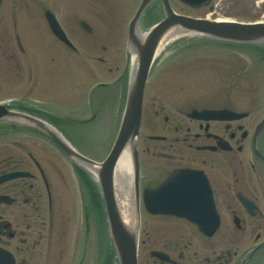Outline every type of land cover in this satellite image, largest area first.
<instances>
[{"label":"flooded vegetation","instance_id":"obj_1","mask_svg":"<svg viewBox=\"0 0 264 264\" xmlns=\"http://www.w3.org/2000/svg\"><path fill=\"white\" fill-rule=\"evenodd\" d=\"M174 1L169 0L176 13L191 16L177 11ZM69 2L65 0L66 8ZM216 2L211 0L201 8L208 9L209 16L196 18L219 20L210 17L218 13ZM38 6L48 26V8ZM84 6L89 11L87 3ZM56 16L70 38L69 28ZM164 18L162 2L154 0L140 24L151 28ZM106 19L107 24H120ZM84 20L78 18L76 22L81 31ZM88 35H93L92 30ZM52 36L62 48L63 59L65 54L77 53ZM40 56L37 59L34 55V0H0V177L25 173L0 182V264H113L116 255L107 244L109 225L101 180L34 126V117L47 122L58 117L34 107L35 85L46 63ZM224 57L228 77L238 79L241 84L237 87L242 89L233 100L228 89L222 102L186 108L179 115H162L156 110L164 118L162 135L147 136L145 151L153 147L154 154L159 153L169 164L147 170L140 149L141 133L140 179L135 192L142 200L145 191L155 190L179 169L201 171L208 181L219 224L212 234H206L199 225L179 216L147 212L149 217L170 224L158 228L142 220L138 264H264V77L253 78L264 73V49H228ZM63 59L53 62L68 65ZM246 63L252 64L251 72L245 71ZM233 80L230 88L237 85ZM145 100L146 91L143 120ZM196 109H226L240 117L193 118ZM142 248L149 252L145 257L141 256ZM154 251L162 257L153 255Z\"/></svg>","mask_w":264,"mask_h":264},{"label":"rangeland","instance_id":"obj_2","mask_svg":"<svg viewBox=\"0 0 264 264\" xmlns=\"http://www.w3.org/2000/svg\"><path fill=\"white\" fill-rule=\"evenodd\" d=\"M139 1L70 0L69 8H66L65 0H34V55L37 59L41 55L40 60L46 61V68L43 67L44 73L35 85L34 107L48 114H57L58 117L48 119L49 122L72 144L96 159L101 160L106 157L120 124L124 106V80L116 81L123 78L127 64L129 65L128 22L139 6ZM85 3L89 11L85 10ZM38 4L51 9L62 19L64 26L69 28L70 39L76 46L77 53L71 52L69 55L64 53L63 59L62 48L53 38L42 12L37 10ZM173 5L177 11L193 17H207L211 14L208 9H191L179 1H174ZM216 5H218V13L210 16L211 18L247 23L264 21V0H226L224 3L217 0ZM78 18H84L93 24L92 36L80 30L76 23ZM106 18L115 19L114 24L118 21L120 24L117 26L107 24ZM121 21L125 22L124 25ZM228 49L242 48L235 46L227 48L217 39L189 34L171 41L158 56L146 89L142 131L144 137L140 145L143 165L147 170L167 167L169 164L158 151V154H154L153 147L150 152L145 151L149 146L145 140L147 136L162 135L163 114L179 115L186 108L207 107L212 101L222 102L228 89L232 100L234 95L240 92L242 88L237 87L241 84L238 79L233 80L228 77V67L225 64L227 58L224 57V52ZM62 59L68 65L63 62L60 64L53 62ZM231 61H235V58ZM34 66H37L35 58ZM251 67L252 64L246 63L245 71L251 72ZM262 76L264 77V73L256 74L253 78ZM231 80L237 85L230 88ZM156 110H160L162 115L158 116ZM68 113L77 116L71 118L68 117ZM92 116H94L92 120L82 122ZM78 119H80L79 123ZM38 144H41L40 141ZM153 144L163 147L162 143ZM190 153L193 154V151ZM142 215L147 225L159 228L170 224L149 217L143 206ZM105 236L104 233V240H106ZM107 244L110 246L109 237ZM105 246L104 244L103 250ZM142 249L141 256H147L149 252Z\"/></svg>","mask_w":264,"mask_h":264},{"label":"water","instance_id":"obj_3","mask_svg":"<svg viewBox=\"0 0 264 264\" xmlns=\"http://www.w3.org/2000/svg\"><path fill=\"white\" fill-rule=\"evenodd\" d=\"M150 1L151 0H144L136 18L132 21L130 26L131 47L132 51L137 55L138 62L137 67L133 68L132 81L119 134L107 159L102 164H97L101 168L99 170V176L105 188L111 232L120 264H137V231L139 224L137 227L130 228L125 224L122 218L114 189V173L122 154L125 151H129L131 163L136 171L135 183L137 186L139 172L138 137L141 129L143 95L148 75L161 40L170 29L179 28L182 33L204 34L233 42H264V23L243 24L236 22L198 20L174 14L169 5L166 6L167 19L142 37V35H138L136 31V22ZM182 1L193 7H199L209 2V0ZM47 17L53 31L61 39L68 42L59 24L57 22L53 23V16L47 14ZM85 27L88 28V26ZM200 114L213 115L212 112L209 111H204ZM47 133L63 147L68 155L95 164L82 155L74 152V150L62 140L60 136L58 137L56 133L52 131H47ZM188 174V171L183 172L182 175L179 174L171 178L162 187L148 194L145 198L146 206L152 213H173L186 217L198 223L203 230L212 232V230L217 227L219 219L214 209L207 183L200 176L198 180L195 175ZM135 207L137 213V209L139 210L137 199L135 201Z\"/></svg>","mask_w":264,"mask_h":264},{"label":"bare ground","instance_id":"obj_4","mask_svg":"<svg viewBox=\"0 0 264 264\" xmlns=\"http://www.w3.org/2000/svg\"><path fill=\"white\" fill-rule=\"evenodd\" d=\"M223 21L226 19L220 18ZM181 29H172L168 32L161 40L156 55H159L166 46L179 37ZM132 62L134 68L137 67L138 58L136 53L133 51ZM116 183H117V200L122 218L125 224L130 228H134L138 223V218L136 214L134 189H133V176L130 161L129 151H125L120 157L117 169H116Z\"/></svg>","mask_w":264,"mask_h":264}]
</instances>
